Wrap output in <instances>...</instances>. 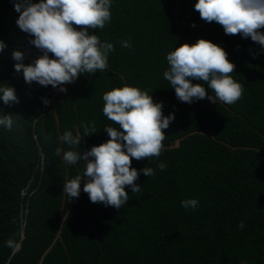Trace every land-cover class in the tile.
<instances>
[{"label":"trees","instance_id":"16d2710c","mask_svg":"<svg viewBox=\"0 0 264 264\" xmlns=\"http://www.w3.org/2000/svg\"><path fill=\"white\" fill-rule=\"evenodd\" d=\"M14 2L0 0V87H13L19 100H0V114L14 121L11 129L0 126V264H264V49L203 21L196 0H111V20L90 30L114 45L108 68L81 74L62 93L28 85L15 71L13 50L24 53L25 64L40 53L19 29ZM200 38L235 64L231 75L244 87L236 103L180 102L164 78L167 54ZM125 85L162 102L165 116L174 113L161 155L132 160L155 175L141 172V191L126 187L129 200L120 209L92 203L83 183L70 199L63 184L83 172L84 162L69 165L63 152L83 154L109 139L104 128L118 125L103 114L102 97ZM91 121L96 133L84 137ZM65 131L79 135L80 145L63 142ZM187 199L198 200L195 210L181 206ZM9 239L20 247L6 246Z\"/></svg>","mask_w":264,"mask_h":264},{"label":"clouds","instance_id":"9594fccd","mask_svg":"<svg viewBox=\"0 0 264 264\" xmlns=\"http://www.w3.org/2000/svg\"><path fill=\"white\" fill-rule=\"evenodd\" d=\"M16 21L19 29L28 34L40 55L31 63L25 64L24 53L13 50L12 58L17 61L15 71L22 73L26 84L33 82L47 87L52 86L66 93V84H71L81 74H94L108 68V56L113 52L111 42L101 43L100 38L90 30L103 29L111 20V0H15ZM194 10L207 22L222 26L226 35H241L251 38L264 49V0H196ZM195 27V24H192ZM121 46L131 48L128 40ZM6 44L0 40V51ZM51 57L54 58H50ZM169 68L164 78L175 90L176 98L183 103L209 99L231 105L241 99L244 87L232 73L235 64L229 61L228 53L219 45L203 38L195 43H184L167 54ZM203 84H193L192 81ZM207 85V89L203 86ZM211 90L215 96L209 95ZM103 114L118 128L106 126L109 139L92 146L89 151L68 150L63 152V160L69 165L84 162V170L75 178L63 184V193L70 199L78 198L83 192L92 203H101L120 209L129 200L126 187L132 193L141 191L136 183L142 172L144 176L155 175L151 167L139 171L132 167V160L141 161L159 157L163 151V141L167 129L175 119L174 113L165 116L163 103L154 102L147 91L128 85L114 88L103 94ZM0 100L5 105L19 103L15 89L0 87ZM48 104V100H44ZM13 116L0 114V126L13 127ZM84 137L96 133L95 121L83 125ZM69 146H79L81 137L72 131H65L60 138ZM61 154V149H56ZM166 163L157 164L163 171ZM198 200L181 201V206L196 209ZM241 221L239 228H244ZM6 246L16 249L18 245L9 239Z\"/></svg>","mask_w":264,"mask_h":264},{"label":"water","instance_id":"95a60500","mask_svg":"<svg viewBox=\"0 0 264 264\" xmlns=\"http://www.w3.org/2000/svg\"><path fill=\"white\" fill-rule=\"evenodd\" d=\"M179 142H177V144H178ZM20 247V245L18 244V247L15 249V250H17L18 248Z\"/></svg>","mask_w":264,"mask_h":264},{"label":"rangeland","instance_id":"374dc122","mask_svg":"<svg viewBox=\"0 0 264 264\" xmlns=\"http://www.w3.org/2000/svg\"><path fill=\"white\" fill-rule=\"evenodd\" d=\"M242 264H247L246 262H243Z\"/></svg>","mask_w":264,"mask_h":264}]
</instances>
